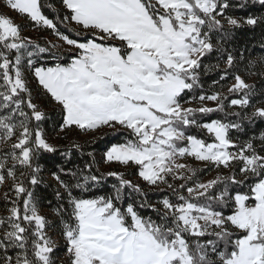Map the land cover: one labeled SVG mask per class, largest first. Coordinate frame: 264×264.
<instances>
[{"label":"snow or ice","instance_id":"6c2138e0","mask_svg":"<svg viewBox=\"0 0 264 264\" xmlns=\"http://www.w3.org/2000/svg\"><path fill=\"white\" fill-rule=\"evenodd\" d=\"M4 6L0 264H264V0Z\"/></svg>","mask_w":264,"mask_h":264},{"label":"trees","instance_id":"16d2710c","mask_svg":"<svg viewBox=\"0 0 264 264\" xmlns=\"http://www.w3.org/2000/svg\"><path fill=\"white\" fill-rule=\"evenodd\" d=\"M52 2L55 3V0H52ZM49 14H51V13H49ZM21 25H23V23H21ZM262 31H264V30H262L261 28H257L255 30V32L249 31L246 35H244L242 37V40L244 42H247L248 47L250 49L251 56H253V57L264 55V48H261V46H260ZM257 70H259V69H257ZM211 78H215V76L212 75L211 77H206L205 79L210 82ZM249 82H251V80ZM262 128H264V126L256 128V134L257 135L259 134V131L262 130ZM81 139H84V138L81 137ZM54 141H57V143H64L63 141H59V140H54ZM97 143L102 144L103 141H97ZM45 175L47 176V173H45Z\"/></svg>","mask_w":264,"mask_h":264},{"label":"rangeland","instance_id":"374dc122","mask_svg":"<svg viewBox=\"0 0 264 264\" xmlns=\"http://www.w3.org/2000/svg\"><path fill=\"white\" fill-rule=\"evenodd\" d=\"M0 14H4V15H7V16H10L12 17L16 23L18 24H21V23H25L22 19L18 18L17 17V14L10 11L8 8H6L4 6V0H0ZM24 35L25 36H29L33 39H38L41 43H44V40L42 39V37L45 35L44 32H35V31H32V30H28V31H25L24 32ZM51 38V37H49ZM33 88H36L38 87V85H36L34 82L32 83L31 85ZM53 143H57V141H52ZM211 175H214V173H209L208 176L205 177V179L209 178Z\"/></svg>","mask_w":264,"mask_h":264}]
</instances>
